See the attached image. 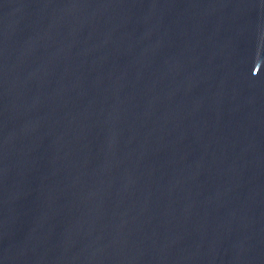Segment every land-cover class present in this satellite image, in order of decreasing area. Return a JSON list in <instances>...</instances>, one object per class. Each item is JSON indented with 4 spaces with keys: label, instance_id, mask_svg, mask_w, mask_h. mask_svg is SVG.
I'll return each instance as SVG.
<instances>
[{
    "label": "water",
    "instance_id": "1",
    "mask_svg": "<svg viewBox=\"0 0 264 264\" xmlns=\"http://www.w3.org/2000/svg\"><path fill=\"white\" fill-rule=\"evenodd\" d=\"M0 264H264V0H0Z\"/></svg>",
    "mask_w": 264,
    "mask_h": 264
}]
</instances>
